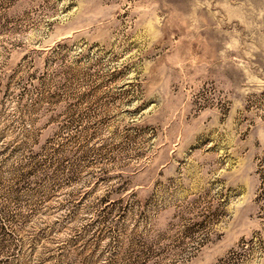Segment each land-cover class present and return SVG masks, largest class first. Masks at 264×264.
Instances as JSON below:
<instances>
[{"label": "rangeland", "instance_id": "374dc122", "mask_svg": "<svg viewBox=\"0 0 264 264\" xmlns=\"http://www.w3.org/2000/svg\"><path fill=\"white\" fill-rule=\"evenodd\" d=\"M0 264H264V0H0Z\"/></svg>", "mask_w": 264, "mask_h": 264}]
</instances>
